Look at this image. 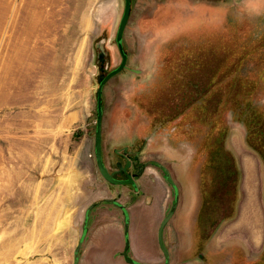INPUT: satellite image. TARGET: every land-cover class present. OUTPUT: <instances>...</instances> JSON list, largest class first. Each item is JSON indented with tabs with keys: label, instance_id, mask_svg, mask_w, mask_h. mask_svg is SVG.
Listing matches in <instances>:
<instances>
[{
	"label": "rangeland",
	"instance_id": "1",
	"mask_svg": "<svg viewBox=\"0 0 264 264\" xmlns=\"http://www.w3.org/2000/svg\"><path fill=\"white\" fill-rule=\"evenodd\" d=\"M123 6L0 0V264H73L67 236L82 233L90 195L135 201L94 157L98 55L104 44L107 71L120 63ZM123 49L141 73L103 89L105 165L145 138H185L170 168L206 192L190 264H264V0H131Z\"/></svg>",
	"mask_w": 264,
	"mask_h": 264
},
{
	"label": "crops",
	"instance_id": "2",
	"mask_svg": "<svg viewBox=\"0 0 264 264\" xmlns=\"http://www.w3.org/2000/svg\"><path fill=\"white\" fill-rule=\"evenodd\" d=\"M178 151L180 150L171 138H150L139 156L143 167L142 172L135 179L137 187L136 191L133 190L135 201L129 206L104 201L88 211V227L81 244L79 264H83V261L85 264H114V260L118 263L121 260V264H130L122 256L126 238L129 240L128 255L134 261L132 264H164V257L158 244V230L175 202L176 193L177 205L164 227L163 242L169 252V264L191 263L194 252L193 239L198 237L194 231H201L203 227L200 203L202 195L199 185L196 184L190 189L183 183L181 178L184 175L179 176V179L174 177L170 165ZM167 168L178 182L174 193L162 171ZM79 186L80 192L82 190L80 183ZM87 186L90 187L91 184L84 183L82 188ZM93 198L94 193L90 195L87 206L92 204ZM77 199L78 202L75 201L73 206L80 208L81 192ZM126 223H128L127 232ZM133 223H135L136 235L132 232ZM73 232L72 236L69 234L67 236V241L70 242L68 245H75L77 239L79 238L80 241L82 238L83 231L76 237ZM177 238L179 245L174 246Z\"/></svg>",
	"mask_w": 264,
	"mask_h": 264
},
{
	"label": "water",
	"instance_id": "3",
	"mask_svg": "<svg viewBox=\"0 0 264 264\" xmlns=\"http://www.w3.org/2000/svg\"><path fill=\"white\" fill-rule=\"evenodd\" d=\"M130 12H131V0H124V8H123V14L121 16L119 25H118V29H117V33H116V43L121 55V63L120 65L112 70L111 72H109L106 77L101 80V82L99 83V86L96 90V121H95V132H94V157H95V163H96V167L98 169L99 175L100 177L107 182L110 185L113 186H130L133 188L134 191H136L137 187H136V182L134 179V176L131 174L126 173V178H116L115 177V172H112L109 170V168L105 165V162L103 160V156H102V119H103V108H102V93H103V85L106 83V81L108 79H110L111 77H113L114 75L118 74L119 72H121L124 69H128L127 65H126V61H127V55L123 50V46H122V36H123V31L125 29V26L128 22L129 16H130ZM102 55H99V57H101ZM130 71H132L133 73L139 74L140 71L137 69H130ZM122 151V156H124V154L127 153V148L124 147L122 150H115V152H121ZM130 164L131 162L129 160L126 161V165L124 167H122L121 169L126 172L127 169L130 168ZM167 172V171H165ZM166 181L168 184L174 186V182L172 180V178L170 177V175L167 172V177H166ZM109 201V200H106ZM112 203H117L115 200H110ZM176 202L173 204L170 212L167 214V216L162 220L160 226H159V230H158V244L159 247L163 253L164 256V264H169L170 263V257H169V252L167 250V248L164 245L163 242V230L164 227L166 226V224L168 223L170 217L172 216L175 208H176ZM95 206V204H91L88 207V210L86 212L85 215V222H84V228H83V234H82V238L79 241V243L77 244L75 250H74V254H73V264H78L79 262V250L82 244V240L86 234L87 231V224H88V211L91 210L93 207ZM125 229L127 232L128 229V223L125 224ZM128 249H129V240L128 238H126L125 240V246L124 249L122 251V256L124 258V260L127 263H134V261L129 257L128 255Z\"/></svg>",
	"mask_w": 264,
	"mask_h": 264
},
{
	"label": "flooded vegetation",
	"instance_id": "4",
	"mask_svg": "<svg viewBox=\"0 0 264 264\" xmlns=\"http://www.w3.org/2000/svg\"><path fill=\"white\" fill-rule=\"evenodd\" d=\"M123 8H124V6H123ZM122 14H123V12H122ZM122 16V15H121ZM121 19V18H120ZM120 22V21H119ZM119 25V24H118ZM126 27V26H125ZM117 29H118V27H117ZM116 33H117V31H116ZM123 35H124V31H123ZM115 43H116V35H115ZM103 46V48L105 49V45L103 44L102 45ZM116 46H117V43H116ZM122 46H123V36H122ZM101 50V52H99V55H102L101 57H99V55H98V65H99V72H98V78H99V83L101 82V80H103L105 77H106V75L109 73V72H111L112 70H114V69H116L119 65H120V63H121V61H120V63L118 64V66L117 67H115L114 69H112V70H110V71H107V69H108V62H107V60H106V52H105V50ZM117 49H118V46H117ZM124 50V49H123ZM118 51H119V49H118ZM124 52H125V50H124ZM126 53V52H125ZM119 54H120V52H119ZM126 55H127V53H126ZM120 57H121V55H120ZM128 57V56H127ZM126 65H127V67H128V64H127V61H126ZM130 69H133V68H129L128 67V69H124V70H129L130 71ZM124 70H122V71H124ZM107 71V72H106ZM121 71V72H122ZM140 71V73H141V70H139ZM121 72H119V73H121ZM132 72V71H131ZM118 73V74H119ZM139 73V74H140ZM118 74H116V75H118ZM116 75H114V76H116ZM113 76V77H114ZM113 77H111L110 79H112ZM110 79H108L107 81H106V83L103 85V89H104V87H105V85L108 83V81L110 80ZM99 86V85H98ZM102 89V90H103ZM103 93H104V90H103ZM103 93H102V97H103ZM153 126H154V128L156 129L157 127H158V124L156 125V124H153ZM161 128H164V127H161ZM153 131H155V130H153ZM168 138H170V137H168ZM185 138H171V141L172 142H174V143H176V145L178 144V141H181V140H184ZM150 140V138H145L144 139V142H143V144L141 145V146H139V149H138V152H135V151H133V150H128V148H127V153L126 154H124V156H122V151L121 152H115V150H114V152L115 153H118L119 155H120V158H121V161L120 162H118L117 164H116V168L112 171V172H115V177H117V176H122L123 178H126V173H128V174H131V175H133L134 176V179H136L137 178V176L139 175V173L137 174V172H135L134 170H139V169H142V167H143V162H140L139 161V155H140V153H141V151L143 150V148L145 147V145L146 144H148V141ZM178 147V146H177ZM124 148V147H123ZM122 148V149H123ZM122 149H120V150H122ZM118 150V149H117ZM127 160H129L130 162H131V164H130V168L129 169H127V171L126 172H124L121 168L122 167H124L125 165H126V161ZM136 160L138 161V163L136 162ZM162 171H163V173H164V177H165V180H166V177H167V172H165V170H163L162 169ZM168 174L170 175V177L172 178V180H173V182H174V186H172V185H170L171 186V188H172V191H173V193H174V191L175 190H177V187H178V182H176L175 181V179L173 178V176H172V174H171V172L170 171H168ZM184 175V174H183ZM175 177V176H174ZM177 179H179V177H177ZM167 182V181H166ZM174 189V190H173ZM179 191V190H178ZM203 193V194H202ZM201 195H202V197H203V195L204 196H206V192L204 191V189H202L201 190ZM178 198V195H177V193L175 194V202H176V200H178L177 199ZM174 202V203H175ZM173 203V204H174ZM176 205H177V203H176ZM202 206V205H201ZM203 207V206H202ZM202 212H203V210H201V215H202ZM201 218H202V220H203V217L201 216ZM207 218V217H206ZM214 227H215V224H213V227H211L210 228V230H213L214 229ZM206 230L205 228H203L202 227V230ZM201 230V231H202ZM201 231H197L198 233L196 234L195 233V235L196 236H198V237H196V239H198V243H199V241L201 242V244H202V240H201V236H202V234H201ZM208 232V231H207ZM207 232H205L204 233V236H205V238H208V234H207ZM197 242V241H196Z\"/></svg>",
	"mask_w": 264,
	"mask_h": 264
},
{
	"label": "bare ground",
	"instance_id": "5",
	"mask_svg": "<svg viewBox=\"0 0 264 264\" xmlns=\"http://www.w3.org/2000/svg\"><path fill=\"white\" fill-rule=\"evenodd\" d=\"M248 201H250V200H248ZM247 203H248V202H247ZM249 204H250V203H249ZM246 207H247V206H246ZM251 207H252V206H251ZM251 209H252V208H251ZM251 209H250V210H251ZM252 210H253V209H252ZM245 212H246V211H245ZM248 215H249V214H248ZM252 216H254V215L252 214ZM240 217H241V216H240ZM243 217H244V216H243ZM250 217H251V216H250ZM248 218H249V217H248ZM252 218L255 219V216L252 217ZM242 219H243V218H242ZM242 219H241V220H242ZM254 219H252V220H254ZM247 221H248V220H247ZM243 222H244V220H243ZM258 222H259V221H258ZM245 223H246V222H245ZM252 223H253V222H252ZM256 223H257V222H256ZM242 225H243V224H242ZM242 225H241V226H242ZM244 225H246V224H244ZM257 225H258V224H257ZM255 226H256V225H255ZM254 228H255V227H254ZM257 232H258V230H257ZM257 232H256V233H257ZM256 233H254V234L257 235L258 233H257V234H256ZM250 236H251V235H250ZM253 236H254V235H253ZM257 237H258V236H257ZM251 238H252V237H251ZM254 241H256V240H254Z\"/></svg>",
	"mask_w": 264,
	"mask_h": 264
},
{
	"label": "trees",
	"instance_id": "6",
	"mask_svg": "<svg viewBox=\"0 0 264 264\" xmlns=\"http://www.w3.org/2000/svg\"><path fill=\"white\" fill-rule=\"evenodd\" d=\"M254 123L256 124V120H254Z\"/></svg>",
	"mask_w": 264,
	"mask_h": 264
}]
</instances>
